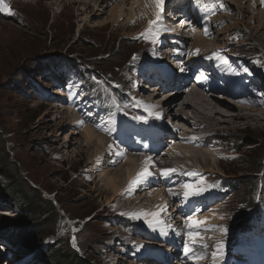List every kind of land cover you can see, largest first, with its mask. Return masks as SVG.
<instances>
[{
	"label": "rangeland",
	"instance_id": "rangeland-1",
	"mask_svg": "<svg viewBox=\"0 0 264 264\" xmlns=\"http://www.w3.org/2000/svg\"><path fill=\"white\" fill-rule=\"evenodd\" d=\"M101 1L0 0V160L7 164L6 171H9L11 177L9 179L0 173V221L2 216H8L5 212H11L12 207L16 205L12 198L16 190L15 185L20 186V191L32 200L37 199L38 194L34 191L37 190L45 200L57 201L55 207L60 218L57 239L60 245L79 254L85 250L83 256L87 264H151L147 259H139L144 249L153 245L144 240L138 232V229L144 232L148 226L144 222L135 221L132 213L136 210L130 208L126 212L120 211L119 214L115 207L117 203L123 204V200L127 201L131 197L142 198L160 188L168 189L171 181H162L161 187L155 182L145 184L144 180L145 185L141 183L136 186V191L131 190L132 196L124 195L120 200L116 198L107 204L108 198L112 196L111 190L104 192L103 189L107 186V179L100 171L93 170V163H87L91 149L84 147L85 143L80 135H71L72 129L76 132L80 126L77 128L70 123L67 113L56 111L58 108L55 106L62 104L57 97L51 101L38 91L39 85L48 89L54 83L53 77L61 74L62 81H68L67 86L52 89L53 91L75 88L83 94L87 104H95L97 100L102 121L111 132L108 138L104 136L108 143L113 142L114 134L125 126L131 130H138L143 124L154 127L157 116L148 111L152 110L151 107H144L140 100L143 101L142 97H150L152 100L151 96L154 97L155 94L151 95L150 90L144 86L139 88V92L135 86L138 82L145 85L159 75L155 73L159 58L181 63L180 59L186 57L183 51L173 46L176 52L171 48L173 56L165 59L162 52L165 48L161 46L157 50L155 47V44L163 39H158L160 37L155 33L156 30H148L149 26L145 27L155 18L153 0ZM166 1L169 0H164L163 4ZM219 1L222 9L217 15L211 5L209 9L212 15L204 14V17L210 20L208 27L215 30L202 36L208 41L201 46L205 49L209 47L206 55L200 56L202 60H207L203 64L206 73L220 70L219 61L213 62L217 58L229 65L227 74L232 79L241 75L245 69L253 67L258 69V73H264V3L262 0ZM133 2L136 3L131 9ZM189 4L187 0L186 5ZM162 6L164 9L165 6ZM116 8L121 9L120 16L114 14L118 10ZM163 21L162 18V26H167ZM195 31L200 34L205 29L195 27ZM137 38L136 43L130 41ZM189 40L188 46L192 49L193 38ZM196 52L185 51L186 55L193 56ZM200 52L199 49L198 53ZM250 53H255L252 56L256 57L254 61L245 63L242 55ZM72 59L76 60L77 65L72 63ZM146 61L148 64H143ZM211 61L216 67L211 66ZM162 84L167 85L164 82ZM251 92L253 94L250 95V105L264 104L263 85L251 88ZM117 93L120 98L123 95L127 98L120 99ZM141 94L142 96H139ZM221 94L222 92H219V95ZM161 98L156 95L153 103ZM224 102L228 103L226 100ZM242 107L258 108L257 120L249 119L250 121L245 122L240 121L238 117L234 120L237 121L234 125L225 121L217 125L214 121L207 120L208 126H196L195 129H190L191 126L178 121L184 128L190 129L192 134H203L208 137L207 140L215 142L214 146L207 144L200 147L189 144L194 140L186 144L191 148L208 149V155L216 159L215 164L212 165L210 161V164L208 161L203 162L200 158V161L196 160L197 163H194L193 159H184L178 163L180 167H193V171L186 177V170H180L183 186L180 185L177 189L185 191L184 185H190L189 191L193 192L203 189L199 194L187 197L193 199L197 196L202 200L196 203L192 213L183 216L181 220L188 221L191 217L192 221L199 222L196 224L204 229L199 228L195 232L200 233L198 235L206 243L199 247L201 243L187 240L188 231L182 222L179 225V232L182 234L181 248L184 250L185 244L192 248L191 250L197 248L196 253L202 259L198 264H211L207 260L212 258L215 264H241L240 258L246 262L251 258L259 260L260 256L264 255V210L262 216L256 220L251 214L254 210L247 217L249 220L252 218L253 230L238 231L235 227V223L243 219L241 213L245 209L248 189L244 182L253 175L250 173L253 169L252 163L261 156L260 162L264 167V107ZM222 110L225 113L231 112L224 108ZM234 111H238L237 108ZM74 115L78 120V115ZM163 115L166 123L175 127L177 123L166 117L165 112ZM242 140L243 146H237V142ZM171 153L176 156L183 151H177L176 148ZM111 160H115V157L112 156ZM124 162L125 160L120 162V165ZM170 162L171 166L177 167L174 160ZM117 166L118 164L114 168ZM144 166L146 165L142 167ZM107 167L112 168L110 165ZM147 167H152L151 173L156 177V168L153 165ZM261 177L264 194V171L260 173ZM222 180L230 181L231 184L228 187L221 186ZM215 188H219V192L223 193L222 197L216 196L219 193H214ZM173 194L174 199L169 200L167 194H164V198H167L170 209L176 208L179 211L185 204L182 200L178 201L176 192ZM181 195L185 196L182 193ZM39 202L41 203L40 200ZM144 203L142 211H146V208L150 211V202ZM122 208L123 206L119 209L123 210ZM211 212L218 223H201L204 221L201 216ZM12 216H15V213ZM36 217L37 215H32L28 223L35 221ZM163 219L164 217L159 216L154 221L161 222ZM18 232L23 234L25 231L20 229ZM1 239L0 235V260H3L1 264H36L40 258V249H45L52 238L39 243V238L36 240L32 236H16L13 240L15 243H9L10 245H1ZM238 244L240 246H235ZM33 247L36 249L31 255L26 257L28 252L21 255L24 250H32ZM19 255L21 259L18 260ZM50 264H53V261Z\"/></svg>",
	"mask_w": 264,
	"mask_h": 264
},
{
	"label": "bare ground",
	"instance_id": "bare-ground-1",
	"mask_svg": "<svg viewBox=\"0 0 264 264\" xmlns=\"http://www.w3.org/2000/svg\"><path fill=\"white\" fill-rule=\"evenodd\" d=\"M22 1L28 2L31 0H22ZM177 1L178 0H169L166 1L164 4H162L165 6V8L163 9L162 6L161 15L162 18L164 19L163 22H165L167 26H162V19H161L157 23L151 26L150 24H147L145 27L149 26L148 30L150 29L151 30L153 29L154 31L156 30L155 33L160 37L158 39L160 40L163 39V41L155 44L157 50L160 49L161 46L165 48V50L162 51L164 54L163 58L166 59L167 57V59L168 58L170 59L171 56H173L174 52H176L173 49V46H176L177 50L179 49L180 51H183V55L186 58L180 59L181 63L176 60L172 63V66L176 67L175 71L173 68L172 72H170L171 74L174 73L173 78L167 79V77H171V75L168 74L165 76L159 75L157 76V78H153L149 80L145 85H140L138 82V85L135 86L139 92H141L139 88L144 86L145 89H147L148 91L150 90L149 93H151V95L155 94L154 97L151 96L152 100H150V97L149 98L142 97L143 101H141L140 99L139 100L141 104L144 105L146 108H149V106L151 107L152 110L148 109V111H151L152 114H155L157 116L156 122L160 120V123H157V129L160 128L163 130H167L169 133H171L173 129V127L171 125L166 124V120L163 119V117H165V115H163V112L166 113L167 115L166 117H169L170 120L175 121L177 123L175 125V130L172 133L171 137L164 138L162 142L161 140L158 141V138L160 137L155 138L154 140L155 150L154 149L150 150L146 148L145 145L144 146L141 145L137 147L136 151H134L133 149L121 143V145H123L122 148L125 150L124 151L120 149L118 145H115L117 143L106 142L104 136L108 138L111 132L106 129L107 127L105 126L106 125L105 122L102 121L100 116H98L96 106L94 105L87 106V104L84 101L83 94L75 88L68 89L66 91L52 90V89H62L63 87L67 86L68 82L62 81L63 76L61 74H58L53 78V80L58 83L57 84L59 85L58 87L56 84H51L48 89H44V87H42L41 85L38 86V91L42 95L47 97V99H50L52 101L55 99V97H57L60 103H62L60 104V106H58L59 104L55 106L56 109L58 108L56 111L59 110L63 114L67 113L68 118L70 119L69 122L76 125V127L80 126V129L76 132H74V129H72L73 131H71V135L77 133L80 135L81 139L85 143V145L83 144L84 147H86L87 150L91 149V153L88 154L90 155V160H88L87 163H93L92 166L93 168H95L93 170L98 172L100 171L101 174L107 179L106 181L107 186L103 188L104 192H108L110 190H111L110 192H112V196L108 198L107 204H109L112 201H115L116 198H119L120 200V198H122L124 195H127L128 197L132 196L133 193L131 194V190L136 191L138 188L134 187L130 189L129 188L130 182L134 180L136 175L142 169L146 168V166L150 167V165H153L156 168L155 172L157 175L156 177H153V174L151 173L153 170H150L152 167L151 168L147 167L151 175L148 176L147 179H145V184H151L155 182L161 186L162 181H171L168 185L169 186L168 189L160 188L156 192L154 191L151 192L150 194L148 193L145 194L144 197L142 198L140 196L131 197L127 201L123 200V204L122 203H121L122 205L120 204L121 206L117 203L115 207L118 213L124 210L126 212V210H130L131 208L136 211L138 210L140 211V212L134 211V214H147L144 216L142 215L140 219H135V218L134 219L137 223L144 222V224L148 226L146 227L147 228L146 230H143L144 232H142V229H138V232L141 233L144 240L150 241V243H152L153 245L148 248H145L144 251L140 254L139 259L142 260L147 259L149 262H152L151 264H198L202 262L201 256H199L196 253L197 248H194L193 250H191L192 248L191 249L189 248L191 251L188 253V255H185V250H182L181 248L182 234H180L179 232L180 222L183 223L186 231H188L186 238L187 240H192L197 243H201L199 247H202V245L206 243V241L203 240L200 235H198L200 233L195 232L199 228H203L202 226L195 224L194 226L189 227L188 226L189 220L188 221L181 220L183 216L192 213L194 211V207L196 203L201 201L202 199L201 197H197V196L193 197V199H187L185 198V196L181 195V193L184 194L185 191L182 190L181 192L180 191L181 189L180 190L177 189L180 185L183 186L182 185L183 179H181L179 175L180 170L181 169L186 170L184 176L187 177L192 173L193 167H180L178 163H180L179 161L181 160L183 161L184 159H189V160L193 159L194 163H197L196 160H199L200 158L203 162L208 161L209 163L210 161L212 165L215 164L216 159L214 160L213 156L208 155L210 154L208 149L202 150V149H196V148H191L190 146H186L187 142L191 140L194 141L190 142L189 144L197 147L206 146L207 144L208 146H214L215 142L212 140H207L208 137H206L203 134H199V133L192 134L190 132L191 131L190 129L192 128L195 129L196 126H198V128L199 127L205 128V126H208V123L206 124V122L208 121H214V123H216L217 125L221 121H225L229 125L230 124L234 125L235 123H237V121L234 120L238 119V117L241 119L240 121H245L249 119L254 120L259 116L256 113V109L257 111H259V109L253 107L244 108L242 106H255V107L258 106L262 108L264 107V104L261 103L256 105H250L251 104L250 88L248 89L249 91L245 95H234L232 83L238 82L242 78V76L235 77L232 81L228 83H224L220 81V76L226 74L225 66L219 65L218 68L220 70H216L217 72H212L209 75H207V73L204 72L203 68L198 67L195 69L193 67L194 65L204 64L205 60H202L203 58L200 56L206 55V50L209 49V47L208 48L206 47L207 49L203 47L208 40L207 41L204 40L202 36L209 35V32L211 31L215 32V30L208 27L210 24V20L204 17V14L201 11V9L195 8L193 9V11H191L190 15L188 16V19L187 20L185 19L184 21L181 22V24H179L178 27H181L182 28V29L180 28L181 30L177 29L174 31L172 30L170 31L168 27L170 20L169 17H171V15L167 16V9L175 6ZM211 2L214 4L215 7L214 14L217 15L219 10L222 9L221 2L219 0H211ZM135 3L136 2H133L130 5L131 9H133V5ZM155 10L156 9L154 5L153 6L154 17H155ZM114 14L120 16L121 9L116 10ZM146 15H148V13ZM178 21L179 19L174 20V22L176 23ZM176 23L173 24L175 25ZM195 27L204 28L205 31L203 33L198 34L195 31ZM185 30L187 33H184ZM191 35H193V37ZM192 38L194 43L192 42L191 45L192 49H191L188 46L189 45L188 42L190 41L189 39ZM154 41L156 42V39ZM171 48L174 50V52L170 50ZM199 49L201 51L200 53H198ZM185 51L189 53L193 51H197V52L196 55L193 56L190 54L186 55ZM160 53H158L157 56H159ZM206 57L204 56V58ZM218 60L219 59L217 58L213 62H217ZM157 61L160 64H163L164 62H168V60L166 61L163 60L162 58H159V60ZM210 64H212V61ZM211 66L216 67L215 64H212ZM181 68H184L185 71L181 72L180 71ZM207 71H209V69ZM164 80H168V85L160 86V82ZM219 81L222 83H220ZM165 83H167V81H165ZM251 87H253V84L251 85ZM238 88L239 90L242 91L245 88V82L239 84ZM219 92H222V94L219 95ZM54 94L57 95L55 96ZM156 95H158L159 98L160 97L162 98L161 100L158 101L156 100L157 102L153 103L154 100L156 99ZM139 96H142V94ZM179 97L182 99H179ZM224 100H226L228 103L224 102ZM61 105H63V107H61ZM222 108L227 109L232 113L231 112L225 113L222 110ZM236 108L238 111H234L236 110ZM157 113H159V115H157ZM74 114L78 115L79 117L78 120ZM217 114L222 115L219 117H228L229 119L227 120L221 119L218 117ZM170 117H172L173 119ZM178 121L179 122L181 121L182 124H185L187 126H191V128L190 129H187L186 127L184 128V126ZM68 125L70 126V124ZM182 131L187 133L184 134ZM171 140H174L175 142H171ZM204 140H206L205 143L202 142ZM188 147H190V149H187ZM176 148L177 151H183V153L182 154L176 153L177 155L175 156V153L173 154L171 152ZM137 151L141 152L140 154L141 156L137 154ZM193 151L195 152L192 153ZM112 156L115 157V160H111ZM168 158L171 159L168 160ZM124 160H125L124 164L120 165V162H123ZM173 160L174 162H176L177 167H175V165L174 166L170 165L171 163L170 161ZM117 164H118L117 168H114V166H116ZM144 164L146 166L142 167ZM107 165L112 166V168L110 167L111 168L110 169L109 167H107ZM168 169H174V171H171L167 176L161 174L164 170H168ZM92 178L94 179L95 177ZM145 184L143 183L141 185H145ZM174 192H176L175 196H177L178 201L182 200L183 203L185 204V206L179 208V211L176 208L170 209L168 207L169 203L167 201V198H164L165 196L164 194H167L169 200L174 199V194H173ZM144 202L146 203L150 202V204L152 205L150 211H147V208L146 211H142L143 209L142 206L145 204ZM122 206H123L122 208L123 210H120L119 208H121ZM125 206H127L128 208L127 207L125 208ZM127 212L130 213L131 211H127ZM151 213H159V215L153 218L151 216ZM13 214L14 213L9 212V210L5 212V215L8 216H12ZM159 216L164 217L163 221L159 223H155L154 219L158 218ZM201 217L202 220L204 219V221L201 223L208 222L211 223V225L212 223L213 224L218 223L216 221L217 218L212 214V212L207 213L206 215L204 214ZM147 220L154 221L152 227H150L149 224L146 223ZM168 225H171V227H168ZM189 233H192L193 235L189 236ZM240 259H241V261L239 260L240 263L245 261L244 259H243L244 261H242V258ZM1 261L3 260H0V264ZM207 262H211V264L216 263L213 261V258L211 260H207ZM4 264H10V263L4 262ZM130 264H134V263H130ZM138 264H143V263L139 262ZM217 264H221V263L218 262Z\"/></svg>",
	"mask_w": 264,
	"mask_h": 264
},
{
	"label": "trees",
	"instance_id": "trees-1",
	"mask_svg": "<svg viewBox=\"0 0 264 264\" xmlns=\"http://www.w3.org/2000/svg\"><path fill=\"white\" fill-rule=\"evenodd\" d=\"M132 43H136L138 40H130ZM73 60V59H72ZM73 64L77 65L76 60L72 61ZM237 142V141H236ZM239 147L243 146V140L241 142H237ZM260 157L256 159L252 163V177L249 180H246L244 183L248 187L247 189V197L245 201V209L242 211L243 219L238 220L235 223L236 229L238 231H247L251 229L250 220L247 217L250 212L254 210L251 214L254 216H259L263 213L264 209V194H263V178H260V173L264 171V167L260 162ZM9 169V168H8ZM7 170V164L4 161L0 160V173L6 175L9 179H11L9 175V171ZM231 184L230 181H221V186L228 187ZM235 185L233 184L232 187ZM15 194H13L12 198L16 201L15 207L17 208V213L15 216H2L3 219L0 221V224H4L6 226L0 225V235L4 238L8 243L14 244L16 236H32L34 238H39V243L45 241L48 238H52L50 242L46 244L45 249H40V258L37 259L36 264H50L53 261V264H87L84 260L85 256H83L85 250H82V254H79L77 251H73L71 249H64L60 245V241L57 239L58 229L57 225L60 220L58 217V212L55 207L57 201L53 200H45L41 197L39 191L36 195L37 199L32 200L30 197L25 195L20 191V186L15 185ZM40 194V197H39ZM19 203L18 202V200ZM41 201V203L39 202ZM43 204L45 205L43 207ZM250 214V215H251ZM32 215H37L35 221H31V224L28 223V219L32 217ZM47 220V221H46ZM247 220V221H246ZM50 223V224H49ZM25 226V227H24ZM25 231L26 234H20L18 231ZM237 232V231H236ZM36 248L33 247L32 250H24L21 255H25L26 257L31 255L32 252ZM83 249V248H82ZM21 252V251H20ZM25 252V253H24ZM21 256H18V260L21 259ZM56 261V262H54ZM65 262V263H64Z\"/></svg>",
	"mask_w": 264,
	"mask_h": 264
},
{
	"label": "snow or ice",
	"instance_id": "snow-or-ice-1",
	"mask_svg": "<svg viewBox=\"0 0 264 264\" xmlns=\"http://www.w3.org/2000/svg\"><path fill=\"white\" fill-rule=\"evenodd\" d=\"M153 2L155 4V9H156L155 10V19L149 21L150 26L157 23L158 21H160L162 19L161 13H162V4H163L164 0H153ZM262 3H264V0H262ZM180 71L183 72V71H185V69L181 68ZM198 79H199V77H198ZM157 115H159V113H157ZM171 171H174V169L164 170L161 174L167 176V175H169V173ZM150 175H151V173L147 170V168L142 169L136 175L135 179L130 182L129 188L132 189V188L138 186L139 184L143 183V181L145 179H147V177ZM184 188H185V192H184L185 198H187L189 195H197V194H199V191L203 190V189H198L195 192L189 191V189L191 188L190 185H184ZM142 215H147V214H132V216L135 219H140ZM158 215H159V213H151V216L153 218L157 217ZM153 222H154L153 220H147L146 221V223H148L150 227L153 226ZM155 223H159V221L156 220ZM196 223H199V222H194V221H192V218L189 217V224H188L189 227L194 226ZM168 227H171V225H168ZM192 235H193L192 233H189V236H192ZM184 250H185V255H188V253L191 251L187 244H185Z\"/></svg>",
	"mask_w": 264,
	"mask_h": 264
}]
</instances>
